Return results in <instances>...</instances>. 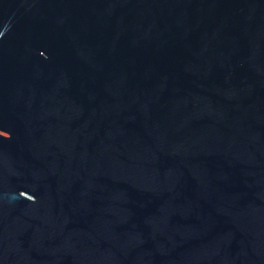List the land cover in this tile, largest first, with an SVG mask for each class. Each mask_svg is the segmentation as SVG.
I'll use <instances>...</instances> for the list:
<instances>
[{
    "label": "water",
    "instance_id": "95a60500",
    "mask_svg": "<svg viewBox=\"0 0 264 264\" xmlns=\"http://www.w3.org/2000/svg\"><path fill=\"white\" fill-rule=\"evenodd\" d=\"M0 264H264V0H0Z\"/></svg>",
    "mask_w": 264,
    "mask_h": 264
}]
</instances>
